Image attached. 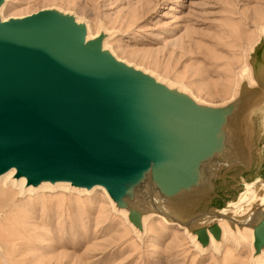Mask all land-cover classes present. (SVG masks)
Masks as SVG:
<instances>
[{
	"label": "water",
	"instance_id": "1",
	"mask_svg": "<svg viewBox=\"0 0 264 264\" xmlns=\"http://www.w3.org/2000/svg\"><path fill=\"white\" fill-rule=\"evenodd\" d=\"M102 33L86 39L85 24L56 8L0 18V174L15 168L31 185L41 180L101 185L116 208L125 207L120 199L129 194L181 226L195 216L234 221L230 211L211 209H222L260 180L256 200L237 222L252 225L253 256L259 253L264 211L254 218L264 206V159L250 158L230 115L241 116L246 98L264 83V37L247 57L256 84L242 78L233 100L209 105L117 59L102 48ZM226 132L233 133L228 141ZM148 161L158 172L154 181L165 180L167 202L175 197L206 206L171 215L145 200L136 190L135 170ZM127 218L141 230L139 211L129 209ZM188 230L202 248L208 232L220 237L217 224Z\"/></svg>",
	"mask_w": 264,
	"mask_h": 264
},
{
	"label": "rangeland",
	"instance_id": "2",
	"mask_svg": "<svg viewBox=\"0 0 264 264\" xmlns=\"http://www.w3.org/2000/svg\"><path fill=\"white\" fill-rule=\"evenodd\" d=\"M44 8L74 12L93 31L102 24L113 32L106 42L116 56L182 85L209 105L231 98L244 52L264 24V0H6L2 14ZM35 194L41 195L17 190L8 203L0 199V264L254 261L247 240L227 238L219 250L199 252L180 227L153 217L138 238L98 192Z\"/></svg>",
	"mask_w": 264,
	"mask_h": 264
},
{
	"label": "bare ground",
	"instance_id": "3",
	"mask_svg": "<svg viewBox=\"0 0 264 264\" xmlns=\"http://www.w3.org/2000/svg\"><path fill=\"white\" fill-rule=\"evenodd\" d=\"M6 0L3 1V3L0 5V18L2 20H6L8 17H21L20 16H4L2 13V9L4 7ZM60 11H63L61 8H56ZM70 13V12H69ZM76 21L83 22L85 24L86 28V39H91L102 33L103 39H102V48L108 49L112 55H114L117 59L124 61L125 63L129 65H133L129 62H127L124 59L119 58L116 56V54L111 50V48H107V42L106 40L111 38L113 36V32L111 30L107 31V28L100 24L96 31H93V28L86 22L82 21V18L77 16L74 12H71ZM27 15V14H25ZM257 37L255 40H252V42L248 45L244 52V66L238 73L235 85L233 87V91L231 94V98L228 100H225L222 102L223 104L230 102L235 98V96L238 94V89L240 85V80L242 78L246 79V82L248 85H254L256 84V81L252 77L251 68L247 62V57L249 51L252 49V46L256 43V41L259 39V36L264 37V24L262 27L258 28L257 31ZM137 69H141L144 72H147L149 75L155 77V79L161 83H164L165 86L171 89H175L178 92L186 93L189 95L195 102L199 104H205V101H202L198 99L191 91L184 88L182 85L174 84L170 81H167L163 79L161 76L159 77L156 73L153 74L152 71L147 70L145 68H142L137 65H133ZM192 93V94H191ZM194 95V96H193ZM245 103V110L241 116H232L230 115L233 120L238 121V128L239 131L244 135V144L249 149L250 158L256 160L262 161L264 159V83L260 84V90L257 92V94H254L248 98H246ZM257 116L259 117L258 120ZM225 118V116H224ZM235 124V122H234ZM236 127V128H237ZM237 128V129H238ZM233 133L226 132V141H228L230 138H232ZM249 158V159H250ZM135 174L137 176L136 180V187L139 194L148 201H151L158 207L162 208L164 211L168 212L171 215H174V213H177L178 211H181L183 209H188V207H204L206 206L205 201L199 202H193V200H180L181 202H177L175 200V197L173 198L172 204L170 202H167L168 199L164 195L161 183L165 180H161V183H156L154 181V176H157L158 172L155 170L154 165L148 161L146 163H143L139 168L135 170ZM260 182V180H257L256 182L252 184H247L244 191L240 193L239 197L235 201H230L226 203V205L222 209H216V207H213L211 209L212 211H222V210H228L234 215V221L226 218V217H206V216H195L193 217L190 222L187 225L181 226L179 223L172 219H168L163 215L162 213H158L155 211H152L150 209H147L139 203L135 198L130 196L129 194H124L120 201H122V204L125 206L123 208H116L115 207V200L112 199L106 189L101 185H93L90 188L70 185L68 181L64 180H57L54 182H50L48 180H41L35 185L27 184L26 178L24 176H16L15 175V168H10L9 170L3 172L0 174V199L7 202V197L13 195L17 190L20 192V194L25 193H31L32 195H41V194H35L40 193L42 190H53V189H65L69 191H73L75 193H86L87 195L91 193H100L101 195L105 196L108 201L111 204V208L122 215L124 218V221L126 222L127 226H129L138 238H141V235H144L146 232L147 227L146 221L153 217L163 222V224L174 226L177 225L180 227L184 233L190 238L192 244L195 245L194 248H196L199 252H203L205 249H209L212 246L215 248H220L224 241L228 238L234 240L235 242L239 243L243 240H247L250 245V254L253 256V229L252 225H238L237 222L242 219L250 205L256 200L257 194L256 189L257 185ZM15 186L16 189L13 190V187ZM37 191V192H36ZM40 191V192H39ZM34 193V194H33ZM183 191L177 193L176 195L182 194ZM177 197V196H176ZM88 198V197H87ZM188 199V198H187ZM199 199V198H198ZM175 200V201H174ZM30 201V200H28ZM5 203V204H6ZM212 202H210L211 204ZM11 205V204H9ZM129 209L137 210L141 213V230L137 229L133 226V224L128 220L127 213ZM261 211H264V206L261 207L260 211L257 213V215L254 218V222L260 217ZM212 224H217L220 228V237L218 239H215L211 233L208 232L209 236V242L208 245L204 248L200 246V243L196 239V235L191 233L188 230V227L194 228V229H200V228H207ZM208 231V230H207ZM225 245V243H224ZM227 245V244H226ZM225 245V246H226ZM219 250V249H218ZM255 259L251 264H264V247L261 249V251L253 256Z\"/></svg>",
	"mask_w": 264,
	"mask_h": 264
}]
</instances>
